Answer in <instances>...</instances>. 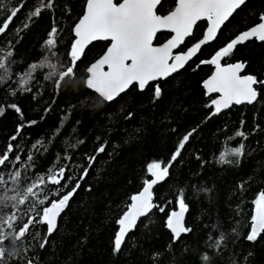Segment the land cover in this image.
I'll return each mask as SVG.
<instances>
[{
  "label": "trees",
  "instance_id": "16d2710c",
  "mask_svg": "<svg viewBox=\"0 0 264 264\" xmlns=\"http://www.w3.org/2000/svg\"><path fill=\"white\" fill-rule=\"evenodd\" d=\"M20 4L23 7L9 30L0 35V53H14L10 79L0 83V153L12 144L11 155L25 158L18 167L0 168V175L9 182L6 187H14L9 175L13 171L19 170L32 180L37 174L46 175L49 168L66 166V175L73 178L61 190L66 192L88 168V158L96 156L100 146L105 151L96 156L87 176L79 181L81 186L58 219V230L45 249H40L39 244L46 226L32 229L39 233L36 238L29 235L22 241L14 240L16 228L28 219L25 209L29 205L20 209L21 220L13 229L0 221V228L10 233L3 245V264H27L29 259L34 264H201L200 257L205 252L212 258L211 264H232L233 260L239 264H264V234L253 242L244 238L254 201L264 192V85H255L258 100L254 105L234 106L216 115H211L213 97H207L202 87L212 73V67L202 61L209 60L238 33L256 23L258 15L264 13V0H248L224 25L216 40L203 47L184 70L150 84L143 92L132 87L112 103L101 100L84 84L86 69L105 52L109 45L106 42H96L84 49L76 69L80 79L75 83L65 82L57 90L52 80L45 79L48 70L40 69L29 85L30 91L18 90L19 75L32 63L49 57L47 63L63 62V67L68 66L73 27L84 13L86 0H55L54 9L43 10L26 30L27 17L40 6L38 0H0V20ZM174 7L175 0H164L157 14L166 15ZM53 26L58 29L55 56L45 46ZM205 28L204 22L196 25L180 51L199 41ZM168 38L167 34L159 35L155 45ZM237 62L245 64V75L264 80V43L250 41L237 46L223 60L226 65ZM156 84L161 87L159 99L154 97ZM13 90L16 95L11 94ZM13 104L19 112L11 107ZM242 122L247 140L234 137ZM193 129L196 131L171 167L169 177L153 190L154 203L165 211L154 208L148 217L139 219L127 233L120 252L114 254L117 220L131 203V195L142 190L145 179H151L147 164L167 162L179 140ZM13 136L16 140L11 139ZM240 143L245 144V154L239 164L218 162L226 148ZM33 145L40 151L36 152ZM30 152L36 156L35 167L25 172ZM181 191L188 209L184 225L191 231L172 243L166 220L179 208ZM34 199L30 198L29 204ZM4 214H10L8 209H4ZM232 228L237 229L238 235L231 232ZM221 231L228 239L227 246L218 254L208 247V236L218 237ZM154 253L162 254L158 261H154Z\"/></svg>",
  "mask_w": 264,
  "mask_h": 264
},
{
  "label": "snow or ice",
  "instance_id": "6c2138e0",
  "mask_svg": "<svg viewBox=\"0 0 264 264\" xmlns=\"http://www.w3.org/2000/svg\"><path fill=\"white\" fill-rule=\"evenodd\" d=\"M38 3L40 6L30 12L27 17L29 23L24 24V30L30 27L33 18H39L43 10H52L55 7V0H38ZM246 3L247 0H175L174 9L166 15H160L157 14V9L158 6L163 7L164 0H121L119 3H115L114 0H86L84 13L73 27L74 41L68 53V66L63 67V62L59 64L47 63L49 57H45L39 63H32L24 73L19 75L18 90L20 92L30 91L29 85L40 69L48 70L45 79L52 80L57 90L65 82L75 83L80 79L76 76V69L85 46L92 41H110L106 52L86 69L85 87L93 90L104 101L114 100L133 85L138 86L139 90L143 91L149 82L165 79L182 69L201 49L202 45L217 38L222 26L229 22L233 14ZM22 7L23 4L13 7L7 17L0 20V35L9 30ZM201 20L208 22L203 38L189 47L185 53L173 55V49L184 44L186 38L193 35L194 27ZM162 31H167L172 35L162 46H154V39ZM57 34L58 29L53 26L45 41L46 48L53 56L56 55ZM250 40L264 43V13H260L256 23L238 33L226 45L217 50L209 60L202 61V63L214 65L216 69L213 75L203 83V87L209 94L219 93V98L211 101V106L214 107V112L211 115H216L222 109H227L233 104L238 105L245 102L253 104L257 100L258 91L254 86L264 85V80H258L253 75L241 76L240 72L245 68V64L242 62L227 64L226 66L221 64L222 59L230 57L238 45ZM13 55V51L0 53V83H7L10 79L8 74L11 64L14 62L11 59ZM11 94L16 95V90H13ZM160 96L161 87L156 84L154 97L159 99ZM11 107L15 108L17 112L20 111L14 104ZM2 112L3 108H0V113ZM242 129L243 122L241 129L234 133V137L247 140L248 133ZM257 129L258 126L253 131L255 132ZM195 131L193 129L179 140L178 146L167 162L153 161L147 164L146 171L151 179H145L142 190L131 195V203L126 206V211L117 220L119 229L113 242L114 254L120 252L127 233L137 225L139 218L148 217L154 208H159L161 212L165 211L163 207L154 203L153 188L169 177L171 167L182 155L186 143ZM16 138L13 136L11 139L16 140ZM33 149L36 152L40 151L37 145H33ZM104 151L105 147L100 146L96 156ZM13 152L14 146L9 144L7 149L0 153V168L18 167L24 163L25 158L20 155L13 157L11 155ZM244 154L245 144L240 143L236 147L226 148L217 159L221 164H239ZM96 156L88 158V168L92 167ZM230 157H235V159H230ZM35 159L36 156L32 152L27 155L25 172L35 167ZM88 168H85L82 174L75 178L77 182L71 187V190L66 192L61 190L67 188V181L73 179L66 175V166L58 169L49 168L46 175L37 174L32 180H29L19 170L13 171L9 175L14 187L10 188L6 187L9 182L3 175H0V185L5 186L0 188V221L6 224L8 229H13L21 220L18 215L20 209L29 205L25 209L28 219L16 228L14 240L22 241L29 235L36 238L39 233H33L32 229L36 226H46V232L39 244L40 249H45L49 243V238L58 230V219L80 188L79 181L87 176ZM25 180L29 182L23 184L22 181ZM46 186L50 187L46 190ZM202 191L208 190L203 189ZM52 196L56 198L52 199ZM32 197L35 199L29 204ZM178 197L179 211H172L166 220V227L172 233V243L177 242L182 234L191 231L183 223L184 214L188 209L182 191L178 193ZM254 205L255 208L249 222V231L244 237L250 242L256 241L258 237L264 234V192L257 196ZM4 209H8L10 214L5 215ZM12 209H17V211H11ZM231 232L238 235L236 228H232ZM9 235V232L0 228V264H3L5 260L6 250L3 245L8 240ZM227 239L228 236L223 231L219 233L218 237L209 234L208 241L210 243L208 247L215 249L219 254L227 246L225 244ZM169 249H171V245H169ZM161 255V253H154V261H158ZM247 258L245 256L243 260L246 262ZM200 260L201 264H211L212 262V258L207 252L201 255ZM27 264H34V260L29 259ZM232 264H239V261L233 260Z\"/></svg>",
  "mask_w": 264,
  "mask_h": 264
},
{
  "label": "water",
  "instance_id": "95a60500",
  "mask_svg": "<svg viewBox=\"0 0 264 264\" xmlns=\"http://www.w3.org/2000/svg\"><path fill=\"white\" fill-rule=\"evenodd\" d=\"M248 1V0H247ZM86 6V5H85ZM159 7V6H158ZM243 7V6H242ZM238 11V10H237ZM235 14V13H234ZM233 14V15H234ZM206 23V28H205V30H204V32H203V35H204V33L206 32V30H207V27H208V22H207V20H201V21H198L197 22V25L199 24V23ZM227 23V22H226ZM196 27V26H195ZM195 27H194V29H195ZM224 26H222V28H223ZM221 28V29H222ZM221 31V30H220ZM219 31V32H220ZM193 32H194V30H193ZM219 32H218V34H219ZM162 34H168V35H170V37H171V33H169V32H167V31H162V32H160V33H158L157 34V37L159 36V35H162ZM203 35H202V38H203ZM73 36H74V34H73ZM218 36V35H217ZM169 37V38H170ZM192 37V35L191 36H189V37H187L186 38V40H185V42L189 39V38H191ZM168 38V39H169ZM201 38V39H202ZM156 39V38H155ZM155 39H154V41H153V43H154V46H162L164 43H166L167 42V40L164 42V43H162L161 45H155ZM216 39H214V40H212V41H209L208 43H206V44H204V45H202L201 46V49L203 48V47H205V46H207V45H210V44H212L214 41H215ZM250 41H255V40H250ZM250 41H247V42H250ZM96 42H106V43H109V45H110V41H92L90 44H88V45H86L85 46V48H87V47H89L90 45H92V44H94V43H96ZM197 42H199V41H197ZM196 42V43H197ZM247 42H245L244 44H241V45H238V46H242V45H245ZM257 43H262V42H258V41H256ZM195 44V43H194ZM193 44V45H194ZM108 45V46H109ZM184 44H182V45H179V46H177V48H175V49H173V55H177V54H183V53H185L186 51H187V49L185 50V51H183V52H178V50L183 46ZM193 45H191L190 47H192ZM84 48V49H85ZM201 49L185 64V66L182 68V69H179L177 72H175V73H173V74H171L169 77H167V78H165V79H160V80H157V81H152V82H149V84L146 86V88L150 85V84H153V83H157V82H159V81H165V80H167V79H169V78H171L172 76H174V75H176V74H178L179 72H181L182 70H184V68L190 63V62H192L195 58H197L198 57V55H199V53H200V51H201ZM107 50V49H106ZM106 50H105V52H106ZM104 54V53H103ZM102 54V55H103ZM101 55V56H102ZM100 56V57H101ZM99 57V58H100ZM98 58V59H99ZM97 59V60H98ZM97 60H95V61H97ZM223 60L224 59H222V61H221V64L222 65H224V66H226V64H223ZM94 61V62H95ZM93 62V63H94ZM171 62V61H170ZM208 64V63H207ZM210 67H212V73H211V75L207 78V79H209L212 75H213V73L215 72V66L214 65H211V64H208ZM107 69L105 68V71H106ZM244 70H245V68L240 72V75L241 76H244L245 74H244ZM86 75H87V72H86ZM206 79V80H207ZM205 80V81H206ZM204 83V82H203ZM132 87H137V89H138V91H140V92H143V91H145L146 90V88H145V90H143V91H141V90H139V88H138V86H135V85H133V86H131L128 90H126L124 93H121L119 96H117L114 100H112V101H104L101 97H99V95L98 94H96L93 90H90L91 92H93L95 95H97L101 100H103L104 102H106V103H112V102H114V101H116L117 99H119L122 95H124L125 93H127ZM202 87H203V84H202ZM255 87V86H254ZM203 89H204V91H205V93H206V96L207 97H213V99H217V98H219V93H211V94H209L208 92H207V90L203 87ZM257 100H258V96H257ZM257 100L256 101H254L253 102V104H247L246 102L245 103H242V104H233V105H231L229 108H227V109H222V111L221 112H225V111H227L228 109H230V108H232V107H240V106H245V105H248V106H252V105H254L256 102H257ZM213 107V106H212ZM164 182V181H163ZM162 183V182H161ZM161 183H158L157 185H159V184H161ZM157 185H155L154 186V188L157 186ZM154 188H153V190H154ZM175 211H179V208L177 209V210H175ZM141 218H143V217H141ZM141 218H139V219H141ZM183 223H185V214H184V220H183ZM185 226V225H184ZM170 231V230H169ZM170 233H171V231H170ZM172 234V233H171Z\"/></svg>",
  "mask_w": 264,
  "mask_h": 264
},
{
  "label": "flooded vegetation",
  "instance_id": "af4514ba",
  "mask_svg": "<svg viewBox=\"0 0 264 264\" xmlns=\"http://www.w3.org/2000/svg\"><path fill=\"white\" fill-rule=\"evenodd\" d=\"M168 35V34H167ZM169 37H170V35H169ZM189 48V47H188ZM178 52H183V51H180V49L178 50Z\"/></svg>",
  "mask_w": 264,
  "mask_h": 264
}]
</instances>
